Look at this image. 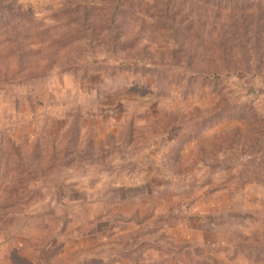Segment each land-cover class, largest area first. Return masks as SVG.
Returning a JSON list of instances; mask_svg holds the SVG:
<instances>
[{
  "label": "rangeland",
  "instance_id": "rangeland-1",
  "mask_svg": "<svg viewBox=\"0 0 264 264\" xmlns=\"http://www.w3.org/2000/svg\"><path fill=\"white\" fill-rule=\"evenodd\" d=\"M105 1L0 0V264H264V0H120L119 40L48 46Z\"/></svg>",
  "mask_w": 264,
  "mask_h": 264
},
{
  "label": "trees",
  "instance_id": "trees-1",
  "mask_svg": "<svg viewBox=\"0 0 264 264\" xmlns=\"http://www.w3.org/2000/svg\"><path fill=\"white\" fill-rule=\"evenodd\" d=\"M107 1V2H106ZM103 7L102 6H99L96 8V9H100L102 10L103 12V15L102 17L103 18H106V21L107 23H105V25L101 26V27H96V25L92 24V23H87V16L89 15H92V12L86 10L85 8L87 6H81L80 9H73L71 12H67L65 14H68L70 16L74 15V17L72 19H69V25L65 23V26H70L68 27L69 30L67 31H62V36L60 35H55V38L53 39L54 41H49L50 44H48V46L50 47H57V46H60V47H63V46H66L68 45L69 43H72L73 41L69 38H72L71 36L74 35V33H77L79 34L76 38H75V41L76 40H84L85 41V45H88L90 40H91V37L92 35L98 30L100 32H105L106 36L108 37V39H110V36L109 33H113L114 36H115V39L116 41L119 40L122 35H120L119 33V29H116L114 26H111V24L113 23L114 21V17L117 16V13H119L121 11V9H118L119 7H117V4L113 3V2H116V1H120V0H106ZM125 1H129V0H125ZM160 1H167L168 3H166V5H164V8L160 11V10H156V11H159L161 14L159 15L160 17L162 16H166L169 18V20L171 22H174L176 21V16L178 14H180V11L179 10H170L169 7H167V4L171 3V2H174V1H190V0H160ZM200 1H205V2H209V1H229V0H200ZM258 1H261V0H258ZM226 8H223V10H225ZM170 12V13H169ZM218 13H216L217 15ZM128 16L131 17L133 19V21H137V23H135L134 25H132V27L128 28V30H131V29H139V31L142 30L143 28V20H139L138 16H137V11L134 12V13H130L128 12ZM220 16V15H219ZM255 17H261L259 16L258 14L254 15ZM79 17H82L80 19V21L77 19ZM80 22V26L79 27H75L73 25H70V23H74V22ZM165 22V21H164ZM162 21H159L158 23L160 24H163L162 27H160L159 31L161 32H165L167 33L168 31H172L175 32L177 31L178 32V29H171L169 26H166L165 24ZM178 22H181V18L178 19ZM108 24V25H107ZM110 25V26H109ZM80 28V29H79ZM156 28H158V26H156ZM53 32H55L56 34V30L57 29H62L61 26L57 25V26H54L53 28ZM189 29H192V27H189ZM50 30L51 28H48L46 29L44 32H41L39 35H42L44 33H50ZM158 30L155 31L154 29V32H157ZM137 35V33H136ZM63 38V42L59 41V39ZM3 44H6L7 46H9V54L12 55L13 53H16L18 50H19V46H20V42L18 40V36L17 35H8L3 41H2ZM62 44V46H61ZM127 47H125L126 49H134L136 47V39H134L132 42L130 43H127ZM115 45L117 46V43L116 42H111V43H108V48L109 49H115ZM125 44H121L120 46H124Z\"/></svg>",
  "mask_w": 264,
  "mask_h": 264
}]
</instances>
